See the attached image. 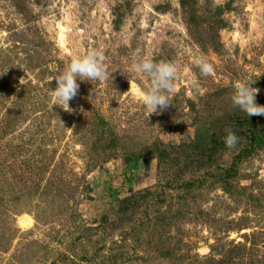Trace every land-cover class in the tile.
Here are the masks:
<instances>
[{"label": "rangeland", "instance_id": "374dc122", "mask_svg": "<svg viewBox=\"0 0 264 264\" xmlns=\"http://www.w3.org/2000/svg\"><path fill=\"white\" fill-rule=\"evenodd\" d=\"M22 7L23 12L14 0H0V127L8 109L23 117L0 137V183L35 184L39 177L34 200L40 204L35 201L31 212L0 223V264H102L101 254L118 245L126 252L118 264H190L195 255L208 256L218 240L229 247L254 232L258 253L264 254V148L240 164L239 184L252 187L258 202L209 183L189 193L179 210L182 192L167 185L173 167L160 165L153 148L156 142L168 148L189 142L198 127L244 114L230 100L236 81L251 83L255 102L264 105V0H194L189 10L180 0H23ZM34 46L42 63L31 69L27 56ZM90 48L102 51L107 78L78 79V92L69 101L72 111L52 109L53 77L72 56ZM193 53L206 58L210 74L193 66ZM137 56L177 68L167 94L170 105L149 115L138 97L148 81L129 71ZM93 113L120 137L117 155L109 157L94 142ZM128 152L142 159L127 164ZM3 164L16 172L5 173ZM164 187L163 211L169 204L178 215L164 246L172 249L167 258L148 246L133 247L130 236L126 243L121 240L143 213L114 228L112 223L120 199Z\"/></svg>", "mask_w": 264, "mask_h": 264}, {"label": "trees", "instance_id": "16d2710c", "mask_svg": "<svg viewBox=\"0 0 264 264\" xmlns=\"http://www.w3.org/2000/svg\"><path fill=\"white\" fill-rule=\"evenodd\" d=\"M22 1L14 0V3L23 12ZM180 3L183 9L189 10L192 9L194 0H180ZM218 10L223 12L221 7ZM27 59L28 65L31 64L28 68L31 69L42 63L39 55V46L32 48ZM18 75L19 73L17 72L15 77L17 78ZM0 92H2L1 88ZM1 106L0 115L2 117ZM22 118V115L15 108L8 109L3 115L4 124L0 127V137L2 138L8 132H12L17 123L20 124L22 122ZM90 125V130L95 135L94 142L97 147L107 151L109 157L117 155L114 151L123 146V144L121 145L120 137L109 129V122L103 116L93 113ZM228 129L238 137L237 144L231 149L226 148L223 141L225 132ZM153 148L160 165L169 163L173 167L171 171L173 173L171 176L172 183L168 182L167 185H171V188L182 192V196L178 197V202L176 203V205L180 206L178 210L189 193L209 183L219 184L221 189L232 195H245L249 201L254 202L255 200L258 202V199H254L255 194L251 190L252 187L239 184L241 177L240 164L264 148V115L248 117L237 112L223 119L221 118L218 122L208 126L198 127L194 138L189 142L171 145L169 148L165 147L162 142H156L153 144ZM12 153L14 152L7 154L6 159L10 156L12 157ZM171 153L175 156L173 160L170 157ZM229 153H233L230 160L225 165L220 163ZM141 159L142 156L140 154L128 152L125 161L130 164ZM2 168L5 173L8 172L6 169L10 170V173H15L17 170L11 166L6 167L5 164H3ZM24 168L26 169V166ZM28 169H31L29 165H27L26 170ZM186 173H192V175L195 173L197 176L185 178ZM36 180L35 184H28L24 181L23 185H16L8 180L4 184L0 183V223L7 218L32 211L31 208L36 201L34 199L37 198L35 195L39 191V185L37 184L39 177H36ZM174 183H177L176 187L173 185ZM165 188L161 192L152 189H148L145 192H133L130 196L120 199L116 209L115 220L112 222L115 225L113 226L114 228L116 225H121L125 220L127 223L131 222L137 214L143 213L145 218L134 222L133 226L128 229L129 233L122 232L123 238L121 240L126 243L130 236L134 240L133 247L139 245L151 247V249L156 250L159 256L162 255V258H167L170 255L169 253L172 249L166 250L164 246L168 244L166 242L170 241L168 236L169 229L178 218V215L173 214V207L169 204L167 205L168 210L163 211L164 206L161 204L166 200H162L161 197L165 193ZM6 192L14 194V196L9 200H5L2 196ZM36 202L40 204L39 201ZM7 203H12L14 208L8 210ZM150 209H154V211L152 212ZM149 211L152 213L149 214ZM104 219L106 218L104 217ZM102 222L106 224V220H102ZM244 227L246 228V225ZM252 234H255V232ZM252 234L245 235L244 243L229 242V247L224 242L219 243L220 241L218 240L216 245L211 247V253L208 256L199 258L195 255L188 262L193 261L198 264H264V254L258 253L260 252L257 248L258 242ZM100 251L103 252V248ZM124 255H126V252L123 251L121 245H118V249L112 250L107 255L101 254L103 261L101 263L118 264V261L123 259Z\"/></svg>", "mask_w": 264, "mask_h": 264}, {"label": "clouds", "instance_id": "9594fccd", "mask_svg": "<svg viewBox=\"0 0 264 264\" xmlns=\"http://www.w3.org/2000/svg\"><path fill=\"white\" fill-rule=\"evenodd\" d=\"M104 56L101 50L90 48L80 55L72 56L65 67L53 79L56 86L51 88L50 107L57 106L64 111L71 112L69 101L77 92L79 85L77 80L101 81L107 78V70L104 66ZM193 66L199 69L201 75H208L213 71L206 58L198 53H193L191 58ZM129 71L138 78L147 79L148 83L138 93L139 100L144 105L148 115L157 109H164L170 105L168 93L173 91V81L176 79V65L170 61H154L150 57L137 56L133 59ZM52 79V80H53ZM197 87V81L190 82ZM251 83L236 81L230 96L233 107L239 109L246 116L264 115V105L255 102V93ZM61 126L65 127L61 121ZM226 148H233L238 142V137L230 129L226 130L223 138Z\"/></svg>", "mask_w": 264, "mask_h": 264}, {"label": "water", "instance_id": "95a60500", "mask_svg": "<svg viewBox=\"0 0 264 264\" xmlns=\"http://www.w3.org/2000/svg\"><path fill=\"white\" fill-rule=\"evenodd\" d=\"M20 222H21L22 224L28 226V222H27V220H25L24 218H20Z\"/></svg>", "mask_w": 264, "mask_h": 264}]
</instances>
